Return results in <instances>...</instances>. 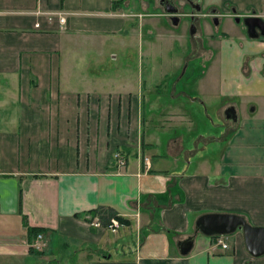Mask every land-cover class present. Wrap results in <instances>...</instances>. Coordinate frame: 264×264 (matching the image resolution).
I'll return each mask as SVG.
<instances>
[{"label":"crops","instance_id":"0c3cea01","mask_svg":"<svg viewBox=\"0 0 264 264\" xmlns=\"http://www.w3.org/2000/svg\"><path fill=\"white\" fill-rule=\"evenodd\" d=\"M148 12V0H0V264H264L239 230L224 250L194 233L205 213L264 227V51L225 41L163 68L162 44L178 42ZM188 63L204 71L180 86ZM111 214L128 223L111 232ZM28 226L44 229L42 250Z\"/></svg>","mask_w":264,"mask_h":264},{"label":"flooded vegetation","instance_id":"af4514ba","mask_svg":"<svg viewBox=\"0 0 264 264\" xmlns=\"http://www.w3.org/2000/svg\"><path fill=\"white\" fill-rule=\"evenodd\" d=\"M148 3V15L173 28L172 35L182 51L212 56L226 51L227 48H222L225 41L250 55L264 51L257 48L264 44V0H148Z\"/></svg>","mask_w":264,"mask_h":264},{"label":"water","instance_id":"95a60500","mask_svg":"<svg viewBox=\"0 0 264 264\" xmlns=\"http://www.w3.org/2000/svg\"><path fill=\"white\" fill-rule=\"evenodd\" d=\"M225 115L232 116V109L225 110ZM236 230L241 233L245 250L251 256L264 253V227L250 225L243 216L228 213H205L199 215L194 222V233L207 237L232 234ZM192 236L177 242L179 253H187L192 245Z\"/></svg>","mask_w":264,"mask_h":264},{"label":"rangeland","instance_id":"374dc122","mask_svg":"<svg viewBox=\"0 0 264 264\" xmlns=\"http://www.w3.org/2000/svg\"><path fill=\"white\" fill-rule=\"evenodd\" d=\"M126 40H127L126 41V44H127L126 45V48H127V51H129L130 52V55H131L128 58V62H126V63L128 65H130V66H135L137 64H140L141 58H140V56L138 57V50H140V48H138V46L136 45V41L131 40L130 37H127ZM152 41H154V43H156L155 44L156 49L163 48V49L167 50V53L170 54V56H172V57H170L172 59H168V60H166V62H163V64L165 65V67L163 66V68L169 69L170 66H172V62L175 61L176 58L178 60L181 57L180 54H178V51H180L179 49H181V48L179 47V45H177V43H175V41H173V40L172 41H168L167 40L166 45L165 44L164 45L162 44V47L161 48L159 46V44H161V43H159V40H156L157 41L156 42L152 38ZM108 45H106V47L104 48V51H105L104 60H105L106 64H109V63L111 64V63L115 62V60H117L119 49L117 47H113V46L110 47V44H108ZM141 47H142L143 50L145 48H147V46L145 47V44L144 45L142 44ZM111 55L113 57H111ZM114 57H115V60H114ZM143 59H144V57H143ZM151 59H152V61H155L156 62V60H158L159 58H158V56H153ZM200 64L199 63L198 64L196 63V65H194V64L191 65V63H188V65L186 67L185 73L182 75V78L177 81V83L180 86H182L184 84V82L186 81V79H188L189 77L192 76V72H194L199 77V73H200L199 71H201V70L204 71L203 70V67L205 66L204 65L203 67H201ZM171 76H172V74L169 73V75L164 78V80H163L164 81V84L163 85H168V84H170L173 81V78ZM187 91H189V93H193L195 96L198 95L199 97L205 95L204 92L193 91V89H187ZM213 98L217 102H221L223 100L222 98H219L218 96L217 97L214 96ZM208 111H209L210 115H212V113L210 112L211 111V108ZM213 117L215 118V116H213ZM212 120L214 122H218L219 123V121H217V120H214V119H212ZM218 128H219L218 126L215 127V128L214 127H211V129H213L215 131ZM236 231H238V230H236ZM232 234L226 235V241H228V242L231 241V237L230 236H232ZM110 237L112 238V236H110ZM119 241H121V240H119Z\"/></svg>","mask_w":264,"mask_h":264},{"label":"built area","instance_id":"2783aa9c","mask_svg":"<svg viewBox=\"0 0 264 264\" xmlns=\"http://www.w3.org/2000/svg\"><path fill=\"white\" fill-rule=\"evenodd\" d=\"M55 14L58 24L60 26H62L65 23V17L62 15V13L60 12H55L53 13ZM51 15V14H50ZM51 17L48 15L47 19H50ZM34 27H38V23H34ZM115 158V162H116V166L120 167L124 164V160L123 158L120 156V154H115L114 155ZM144 161H146V159H144ZM98 224V223H96ZM107 227L111 230V232H115L116 229L119 227V222L115 217H110ZM211 246H213L214 248H220L221 250L226 249L227 246V241H226V235H220V236H215V237H211ZM31 247L34 250H42L44 247V242L42 240V236L40 233H37L34 236L33 241L31 242Z\"/></svg>","mask_w":264,"mask_h":264},{"label":"trees","instance_id":"16d2710c","mask_svg":"<svg viewBox=\"0 0 264 264\" xmlns=\"http://www.w3.org/2000/svg\"><path fill=\"white\" fill-rule=\"evenodd\" d=\"M92 212H93V211H92ZM110 217H115V218L118 220V222H119L120 224H122V225H125V224L128 223L127 220L121 218L120 216H118V215H116V214H111V215H109V216L106 217V219H107L106 224H108V221H109L108 218H110ZM42 231H44L43 228L30 227V226L27 227V234H28L30 237H34L37 233H40V232H42ZM30 250H32V249H30ZM33 251H34V250H33ZM35 252H37V251H35Z\"/></svg>","mask_w":264,"mask_h":264}]
</instances>
